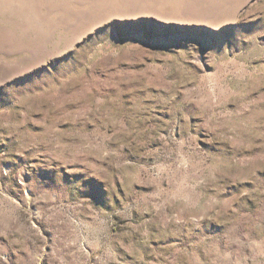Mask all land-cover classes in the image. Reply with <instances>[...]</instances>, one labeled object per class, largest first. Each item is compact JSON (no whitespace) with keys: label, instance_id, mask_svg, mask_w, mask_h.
Masks as SVG:
<instances>
[{"label":"rangeland","instance_id":"1","mask_svg":"<svg viewBox=\"0 0 264 264\" xmlns=\"http://www.w3.org/2000/svg\"><path fill=\"white\" fill-rule=\"evenodd\" d=\"M0 264H264V0H0Z\"/></svg>","mask_w":264,"mask_h":264},{"label":"snow or ice","instance_id":"2","mask_svg":"<svg viewBox=\"0 0 264 264\" xmlns=\"http://www.w3.org/2000/svg\"><path fill=\"white\" fill-rule=\"evenodd\" d=\"M89 39H90V37H89Z\"/></svg>","mask_w":264,"mask_h":264}]
</instances>
